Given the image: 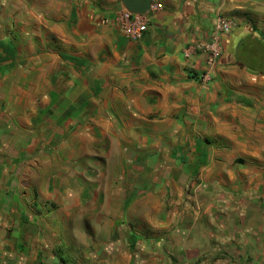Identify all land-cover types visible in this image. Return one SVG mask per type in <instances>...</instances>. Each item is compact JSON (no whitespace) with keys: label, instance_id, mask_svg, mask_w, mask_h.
I'll return each instance as SVG.
<instances>
[{"label":"crops","instance_id":"1","mask_svg":"<svg viewBox=\"0 0 264 264\" xmlns=\"http://www.w3.org/2000/svg\"><path fill=\"white\" fill-rule=\"evenodd\" d=\"M151 1L161 8L149 14L143 38L130 41L116 22L127 10L121 0H77L76 18L66 10L59 25V52L47 53V83L45 76L34 80L38 91L47 84L49 128L91 126L98 144L90 152L108 159L103 170L91 167L106 174V185L98 186V174L83 180L76 206L90 204L91 212L82 206L80 214L97 222L148 223L138 230L156 238L167 228L159 223L164 216L173 237L190 234L182 223L192 220L193 233L210 238L216 213L222 230L237 223L239 244L264 253V0ZM218 14L237 26L223 37L204 84L207 53L196 46L210 40ZM231 234H221L223 243ZM214 247L171 249L178 264H221L204 257L231 249ZM136 248L124 249L125 264L132 254L139 264L147 261L140 254L149 255L148 264L170 263L160 258L159 243Z\"/></svg>","mask_w":264,"mask_h":264},{"label":"rangeland","instance_id":"2","mask_svg":"<svg viewBox=\"0 0 264 264\" xmlns=\"http://www.w3.org/2000/svg\"><path fill=\"white\" fill-rule=\"evenodd\" d=\"M76 2L0 0V264H47V259L48 264H55L51 263L52 257L59 264H125L129 252L124 249L135 251L139 245L157 243L164 246V257L159 254L160 258L170 261L169 264H178L173 245L184 248L210 244L219 248L224 243L230 251L207 253L204 259H221V264H264V253L239 244L235 236L237 223L231 222L224 231L216 213L207 228L212 234L210 238L196 236L193 231L197 227L191 226L192 220L182 223L183 230H193L190 234L184 231L173 237L172 222L164 216L159 223L167 228L163 236L156 238L138 230L148 227L145 222H97L80 214L82 206L84 214L91 212L90 204L76 206L74 201L81 194L82 181L90 183L98 174V186H105L106 174L91 167L103 170L108 159L91 153L98 144L90 140L96 136L91 126L84 131L74 125L69 129L57 125L55 132L50 129L44 105L47 84L43 83L41 91L33 85L35 79L44 76L47 83V53L59 52V25L64 22L66 10L72 13L70 21L76 18ZM47 26H52V30ZM261 52L264 56V50ZM261 67L264 68V61ZM79 132H83L85 139L75 140ZM227 193L230 197L238 196L234 190ZM90 195L85 188L83 196ZM61 198H68L69 205L62 204ZM130 231L134 237L126 235ZM223 232L232 233L224 243ZM132 255L131 264H139ZM144 255L148 261V254L140 257Z\"/></svg>","mask_w":264,"mask_h":264},{"label":"built area","instance_id":"3","mask_svg":"<svg viewBox=\"0 0 264 264\" xmlns=\"http://www.w3.org/2000/svg\"><path fill=\"white\" fill-rule=\"evenodd\" d=\"M160 8L161 5L154 4L151 6L150 11L145 14H136L127 10L120 11L116 17L117 25L128 40L139 41L148 30L149 14ZM236 26L237 24L233 19H230L223 14H218L211 31L210 40L196 46V49L207 53L206 68L201 75V80L204 84H207L212 80V73L222 55L223 37L233 32Z\"/></svg>","mask_w":264,"mask_h":264},{"label":"water","instance_id":"4","mask_svg":"<svg viewBox=\"0 0 264 264\" xmlns=\"http://www.w3.org/2000/svg\"><path fill=\"white\" fill-rule=\"evenodd\" d=\"M129 12L136 14H145L150 11L151 0H121Z\"/></svg>","mask_w":264,"mask_h":264}]
</instances>
